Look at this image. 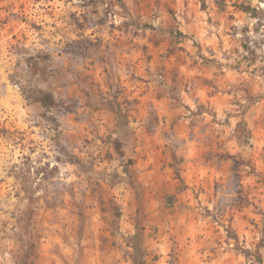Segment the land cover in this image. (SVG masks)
I'll list each match as a JSON object with an SVG mask.
<instances>
[{"label":"clouds","instance_id":"1","mask_svg":"<svg viewBox=\"0 0 264 264\" xmlns=\"http://www.w3.org/2000/svg\"><path fill=\"white\" fill-rule=\"evenodd\" d=\"M0 264H264V0H0Z\"/></svg>","mask_w":264,"mask_h":264}]
</instances>
